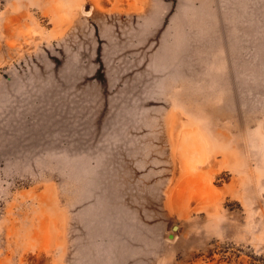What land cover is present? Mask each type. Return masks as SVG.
Returning a JSON list of instances; mask_svg holds the SVG:
<instances>
[{"label":"rangeland","instance_id":"rangeland-1","mask_svg":"<svg viewBox=\"0 0 264 264\" xmlns=\"http://www.w3.org/2000/svg\"><path fill=\"white\" fill-rule=\"evenodd\" d=\"M0 264H264V0H0Z\"/></svg>","mask_w":264,"mask_h":264},{"label":"bare ground","instance_id":"bare-ground-1","mask_svg":"<svg viewBox=\"0 0 264 264\" xmlns=\"http://www.w3.org/2000/svg\"><path fill=\"white\" fill-rule=\"evenodd\" d=\"M86 5H88V4H86ZM87 7V6H86ZM85 7V8H86ZM90 7V6H89ZM91 8V7H90ZM91 10V9H90ZM88 11V10H87ZM89 14V13H88ZM178 228H179V226L177 225V224H174L173 225V231L175 232V231H177L178 230ZM172 237L174 238L175 237V234L173 233V235H172Z\"/></svg>","mask_w":264,"mask_h":264}]
</instances>
